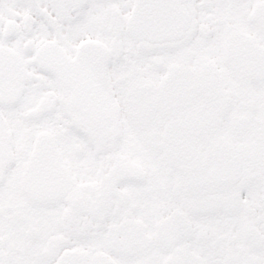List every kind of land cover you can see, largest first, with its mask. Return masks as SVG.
<instances>
[{
    "label": "snow or ice",
    "instance_id": "1",
    "mask_svg": "<svg viewBox=\"0 0 264 264\" xmlns=\"http://www.w3.org/2000/svg\"><path fill=\"white\" fill-rule=\"evenodd\" d=\"M0 264H264V0H0Z\"/></svg>",
    "mask_w": 264,
    "mask_h": 264
}]
</instances>
